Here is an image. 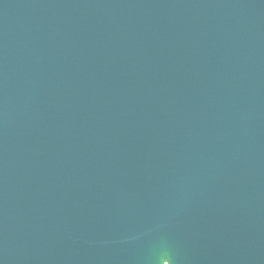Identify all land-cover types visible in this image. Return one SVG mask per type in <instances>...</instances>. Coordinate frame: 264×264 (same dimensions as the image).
Segmentation results:
<instances>
[{"label":"water","instance_id":"95a60500","mask_svg":"<svg viewBox=\"0 0 264 264\" xmlns=\"http://www.w3.org/2000/svg\"><path fill=\"white\" fill-rule=\"evenodd\" d=\"M0 264H264V0H0Z\"/></svg>","mask_w":264,"mask_h":264}]
</instances>
